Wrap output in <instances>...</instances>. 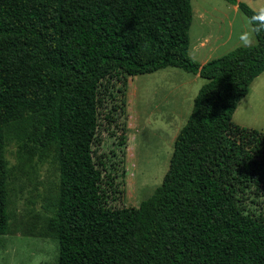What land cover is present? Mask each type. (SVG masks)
<instances>
[{
    "label": "trees",
    "instance_id": "1",
    "mask_svg": "<svg viewBox=\"0 0 264 264\" xmlns=\"http://www.w3.org/2000/svg\"><path fill=\"white\" fill-rule=\"evenodd\" d=\"M225 1L257 43L201 65L189 55L192 0H0V236L10 223L6 141L18 126L54 149L47 229L58 264H264V210L247 205H264V133L233 121L264 73V10ZM168 67L207 82L161 186L139 207H115L129 79Z\"/></svg>",
    "mask_w": 264,
    "mask_h": 264
},
{
    "label": "rangeland",
    "instance_id": "2",
    "mask_svg": "<svg viewBox=\"0 0 264 264\" xmlns=\"http://www.w3.org/2000/svg\"><path fill=\"white\" fill-rule=\"evenodd\" d=\"M241 1L256 11L264 10V0ZM219 4L229 2L192 0V55L197 37L207 30L200 26V12L221 9ZM193 78L192 74L169 67L129 79L124 194L122 201L113 206L139 207L161 186L170 166L175 137L186 125L196 89L201 87ZM233 121L264 133V79L254 82L238 105ZM17 129L18 126L8 132L6 141L10 223L8 233L0 236V264H58L59 243L47 229L59 184L54 149L34 144L25 131ZM247 205L256 213L264 210V205L254 204L251 199Z\"/></svg>",
    "mask_w": 264,
    "mask_h": 264
},
{
    "label": "crops",
    "instance_id": "3",
    "mask_svg": "<svg viewBox=\"0 0 264 264\" xmlns=\"http://www.w3.org/2000/svg\"><path fill=\"white\" fill-rule=\"evenodd\" d=\"M219 6L221 9H215L214 11H204V13L200 12V26L206 27L207 30L203 31V33L197 37L194 44L193 55L190 52L189 46L190 57L201 65H204L213 59L219 58L237 47L243 46L242 41L248 39L249 35L253 37L251 46L257 43L250 22L246 16L242 14L237 5L229 3L219 4ZM192 75L194 77V81L198 82V84L200 83L201 87L207 82L199 75ZM257 79H264V73H262L252 82L250 90ZM202 80H205V82L201 83ZM201 87H198L199 89L196 87V91L199 92Z\"/></svg>",
    "mask_w": 264,
    "mask_h": 264
},
{
    "label": "clouds",
    "instance_id": "4",
    "mask_svg": "<svg viewBox=\"0 0 264 264\" xmlns=\"http://www.w3.org/2000/svg\"><path fill=\"white\" fill-rule=\"evenodd\" d=\"M259 31H261V29L258 28L257 29V32H259ZM252 40H253V37L251 35H249L248 36V39L242 41L243 46H245V47H251Z\"/></svg>",
    "mask_w": 264,
    "mask_h": 264
}]
</instances>
